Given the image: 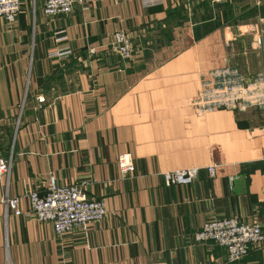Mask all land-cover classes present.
I'll use <instances>...</instances> for the list:
<instances>
[{
    "label": "crops",
    "instance_id": "crops-1",
    "mask_svg": "<svg viewBox=\"0 0 264 264\" xmlns=\"http://www.w3.org/2000/svg\"><path fill=\"white\" fill-rule=\"evenodd\" d=\"M161 3L89 0L50 18L43 0H22L16 23L0 19V157L12 161L0 179V264H264V245L229 263L193 239L215 218L264 233V106L203 116L194 106L228 72L247 86L264 77V0ZM120 31L135 46L129 61L108 53ZM122 154L134 172L122 175ZM189 168L192 184L165 185ZM52 180L85 186L104 220L57 235L31 216L28 194L46 195Z\"/></svg>",
    "mask_w": 264,
    "mask_h": 264
},
{
    "label": "built area",
    "instance_id": "built-area-1",
    "mask_svg": "<svg viewBox=\"0 0 264 264\" xmlns=\"http://www.w3.org/2000/svg\"><path fill=\"white\" fill-rule=\"evenodd\" d=\"M150 6L161 5L162 0H142ZM44 13L50 18L69 15L76 7L85 8L89 0H43ZM22 8V0H0V19L10 24L16 23L17 15ZM64 32L57 34V41L67 39ZM95 50L91 54H95ZM135 46L132 37L124 31L115 34L113 42L109 45L108 53L118 56L123 61L133 58ZM60 58H69L72 51L64 50L56 54ZM250 86L242 84L240 75L226 73L220 84H204V92L194 104L197 114L203 116L219 107L230 109H243L249 106H264V77ZM212 87V88H210ZM262 89V92H257ZM118 168L122 175L135 171V164L130 154L118 157ZM212 170V168H211ZM12 171V161L0 157V179L9 176ZM198 176L197 168L176 170L164 174L167 187L172 185L192 184ZM30 200V215L38 221L49 223L57 235H64L75 230L88 232L93 223H101L107 215L103 201L89 198L83 185L60 186L52 180L46 195L38 192L28 194ZM6 210L11 209L16 216L23 214L18 198L4 201ZM197 243L212 242L227 252L229 263L241 261L249 255L253 247L264 245V233L259 223H245L238 218H215L207 221L197 233L194 234ZM6 264H11L6 260Z\"/></svg>",
    "mask_w": 264,
    "mask_h": 264
},
{
    "label": "rangeland",
    "instance_id": "rangeland-1",
    "mask_svg": "<svg viewBox=\"0 0 264 264\" xmlns=\"http://www.w3.org/2000/svg\"><path fill=\"white\" fill-rule=\"evenodd\" d=\"M210 88H212V87H210Z\"/></svg>",
    "mask_w": 264,
    "mask_h": 264
}]
</instances>
